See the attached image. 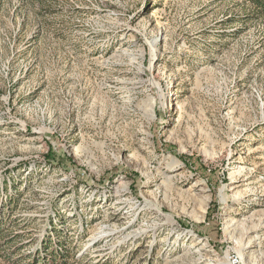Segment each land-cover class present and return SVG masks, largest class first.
<instances>
[{"label":"rangeland","instance_id":"obj_1","mask_svg":"<svg viewBox=\"0 0 264 264\" xmlns=\"http://www.w3.org/2000/svg\"><path fill=\"white\" fill-rule=\"evenodd\" d=\"M44 2L0 0V264H264V14Z\"/></svg>","mask_w":264,"mask_h":264},{"label":"trees","instance_id":"obj_2","mask_svg":"<svg viewBox=\"0 0 264 264\" xmlns=\"http://www.w3.org/2000/svg\"><path fill=\"white\" fill-rule=\"evenodd\" d=\"M249 1L255 6L256 9H258L261 12V14H264V0H249ZM21 2L25 5L28 4L33 8H35L38 5V8H41L40 10L41 15L49 12L48 10L49 8L48 6H46L44 0H21ZM14 204L16 205V200L13 197H9L6 203L1 205L0 207V245L2 244L1 239L5 240L6 236L10 235L9 228L7 226L9 222L6 221L5 217H6V212L10 210V208L13 207ZM18 237L19 236L17 235H13L9 237L11 239L8 238V240L6 241L14 242V241H17ZM51 248H52L51 245L50 246L47 245L45 250H43V252L39 251L33 262L35 264H57L59 262V257H62V259L64 260H62L60 264H64L62 262L67 260V256H66L68 255L67 250L61 249V248L60 250H55V249L53 250ZM8 254L9 253H6L5 256L8 257ZM20 258L23 259L25 258V256H22ZM28 264H31V263H28Z\"/></svg>","mask_w":264,"mask_h":264}]
</instances>
